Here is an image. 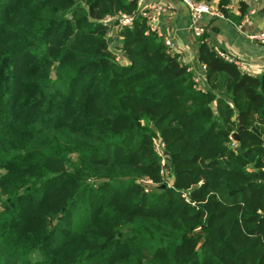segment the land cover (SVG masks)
<instances>
[{
  "label": "trees",
  "instance_id": "obj_1",
  "mask_svg": "<svg viewBox=\"0 0 264 264\" xmlns=\"http://www.w3.org/2000/svg\"><path fill=\"white\" fill-rule=\"evenodd\" d=\"M201 44L197 84L137 0H0V264H264V71Z\"/></svg>",
  "mask_w": 264,
  "mask_h": 264
},
{
  "label": "crops",
  "instance_id": "obj_2",
  "mask_svg": "<svg viewBox=\"0 0 264 264\" xmlns=\"http://www.w3.org/2000/svg\"><path fill=\"white\" fill-rule=\"evenodd\" d=\"M137 1L143 2L145 6L159 4L163 7L161 11L153 13L155 31L164 40L172 42L174 46L172 52L194 71L202 73L199 57L201 43L204 40L213 52H223L240 61L243 64L240 68L242 71L253 75L263 73L264 44L252 40L251 37L264 32V0H243L249 11L238 22L235 20L239 16L236 4L228 8L234 14V19L233 17L227 19L223 13L225 18L203 15L201 21L205 31L203 38L195 36L190 12L183 0ZM219 3L220 0H213L210 5L219 11ZM252 10L256 12L248 15ZM106 23L111 27L108 40L115 45L118 35L116 19H108Z\"/></svg>",
  "mask_w": 264,
  "mask_h": 264
},
{
  "label": "built area",
  "instance_id": "obj_3",
  "mask_svg": "<svg viewBox=\"0 0 264 264\" xmlns=\"http://www.w3.org/2000/svg\"><path fill=\"white\" fill-rule=\"evenodd\" d=\"M137 2H138V7L141 11V15L148 19V25L150 27V31H155L153 13L161 11L163 7L159 4H149V5L145 6L143 2H139V1H137ZM183 2L190 12V16H191V20H192V24H193V29H194V34L198 38H201L205 33L204 28L201 26V21H202L203 15L207 14V15H213V16L220 17V18H225L222 13H220L218 10L214 9L210 4H208L206 2H199L196 0H183ZM255 12H256L255 10H252L249 12L248 15H252ZM135 18H136L135 14L120 15L116 19V24H117L116 26L118 27V30L122 29V28L132 27L134 25ZM251 39L264 44V32L258 36L251 37ZM165 44L168 47L169 51L171 53H173L172 50H173L174 46H173L172 42L168 39H165ZM217 54H218V57L224 59L225 61H227L229 63L235 64L239 68L243 67L242 66L243 64L240 61H237L235 58H233V57H231V56H229L223 52H220ZM201 69H202V73L195 71V74L193 76V80L197 84H203L204 83V73L206 71V66L202 65ZM233 146H235V145H233ZM156 149H157L158 153L160 155H162L164 145L162 143L161 144L158 143L156 145ZM163 164H164V162H163ZM141 184L144 187L146 193L152 192V190L155 188V183L149 177L143 178L141 180Z\"/></svg>",
  "mask_w": 264,
  "mask_h": 264
},
{
  "label": "water",
  "instance_id": "obj_4",
  "mask_svg": "<svg viewBox=\"0 0 264 264\" xmlns=\"http://www.w3.org/2000/svg\"><path fill=\"white\" fill-rule=\"evenodd\" d=\"M124 57L127 58L126 54H124ZM239 124L242 125V122H241L240 119H239ZM242 129H243V127L241 126L240 127V130H242ZM233 139L235 141H238L239 140V134H238V132L233 135ZM165 155L168 156V153H165ZM164 188H165V186H162V189H164Z\"/></svg>",
  "mask_w": 264,
  "mask_h": 264
},
{
  "label": "rangeland",
  "instance_id": "obj_5",
  "mask_svg": "<svg viewBox=\"0 0 264 264\" xmlns=\"http://www.w3.org/2000/svg\"><path fill=\"white\" fill-rule=\"evenodd\" d=\"M109 43L111 44V45H114V43H111L110 41H109ZM156 149V148H155ZM156 151H157V149H156ZM158 152V151H157ZM161 189V188H160Z\"/></svg>",
  "mask_w": 264,
  "mask_h": 264
}]
</instances>
